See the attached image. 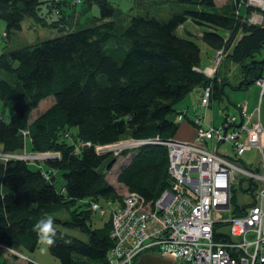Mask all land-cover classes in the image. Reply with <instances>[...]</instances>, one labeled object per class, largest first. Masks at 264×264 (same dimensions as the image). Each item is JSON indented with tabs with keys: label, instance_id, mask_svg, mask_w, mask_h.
<instances>
[{
	"label": "trees",
	"instance_id": "16d2710c",
	"mask_svg": "<svg viewBox=\"0 0 264 264\" xmlns=\"http://www.w3.org/2000/svg\"><path fill=\"white\" fill-rule=\"evenodd\" d=\"M173 1L177 8L162 19L147 11L126 18L110 0H83L78 15L93 7L99 11L82 23L83 28L13 49L0 42V100L13 102L8 122L0 112V152L19 153L27 148L59 154L42 165L47 179L41 169L22 160L0 161L3 264H19L15 263L19 259L25 260L22 264H38L16 254L21 248L36 249L39 240L32 225L42 213L59 210L69 218L51 217L57 237L48 246L49 253L60 264H106V253L113 246L110 216L102 226L94 227L93 215H102L92 213L90 202L110 201L114 206L121 201L107 179L113 156L97 154L93 146L79 152L74 147L82 142L110 145L124 138H174L182 99L205 86L211 88V101L223 93L224 79L218 82L217 75L208 78L197 71L202 54L199 41L214 50H230L227 59L242 72L237 86L227 81L233 89L254 83L264 73V55L256 58L264 53V26L246 21L254 10L244 5L246 0L220 7L215 0ZM62 3L0 0L4 37L9 39L19 31L26 18L41 27L64 28L75 21V10L66 14ZM43 4L47 10L41 13ZM178 29L183 36L177 34ZM47 97H52V104L32 117L34 108ZM172 113L176 115L173 120L168 118ZM121 156L129 160L115 180L126 191L153 201L169 188L165 146L147 143ZM254 190L250 187L247 192L254 196ZM242 208L236 204L233 210L239 214ZM59 226L77 229L87 240L66 234Z\"/></svg>",
	"mask_w": 264,
	"mask_h": 264
},
{
	"label": "built area",
	"instance_id": "2783aa9c",
	"mask_svg": "<svg viewBox=\"0 0 264 264\" xmlns=\"http://www.w3.org/2000/svg\"><path fill=\"white\" fill-rule=\"evenodd\" d=\"M244 5L256 11L247 22L264 26V0H246ZM223 52L224 48L216 49L211 65L198 67L197 71L208 78L217 75L226 54ZM255 83L260 87V103L264 96V73ZM210 102L211 88L205 86L201 89V110L191 119L195 127L192 141L156 137L116 142L114 148L90 142L75 145V152L93 146L97 154L114 155L147 143L161 144L167 150L170 186L159 197L146 201L138 193L126 191L114 206L108 201L113 246L106 253V264H136L145 253L170 255L177 264H264V127L259 120V108L247 113L240 105L237 123L234 117L226 116V122L217 127L205 123L204 111ZM179 113L177 120L182 121L186 110L180 109ZM224 143L231 146V154L218 150ZM252 148L259 153L258 167L240 163L244 153ZM21 153L0 152V161L22 160L41 169L48 178L42 165L28 162L29 154ZM58 156L42 152L31 157L43 164ZM233 184L247 194L250 187L255 188L254 196L248 203L238 204L243 207L241 213L234 212L225 219L222 212L232 209ZM99 204L91 201L90 210L102 215L106 208Z\"/></svg>",
	"mask_w": 264,
	"mask_h": 264
},
{
	"label": "rangeland",
	"instance_id": "374dc122",
	"mask_svg": "<svg viewBox=\"0 0 264 264\" xmlns=\"http://www.w3.org/2000/svg\"><path fill=\"white\" fill-rule=\"evenodd\" d=\"M51 1V0H47ZM52 1H61L65 2L62 3L63 10L65 11L66 14H70L72 10L74 9V19L75 21H70L69 24L64 25V28L60 27H41L38 25H34L32 20L29 18H26L22 21L21 23V29L19 31L11 33L9 36V39H6L3 36V30H4V25L3 22H0V42H5L7 47L9 49L16 48L20 45H26V44H33L38 41H43V40H48L52 39L64 34H67L69 32L75 31L79 28H83L85 21L88 20V17L91 16H97L99 15V11L97 7H93L91 11L88 9L86 12H84L82 15H78V10L83 8V0L80 2H75L76 0H52ZM116 7L121 9L123 12H125V16L127 18V15L129 14H136L138 12H149L151 15H155L159 18L162 19H167L170 13L177 8L176 4L174 3L173 0H110ZM227 2H234V0H215L216 5L222 6L226 4ZM76 3V4H75ZM47 10V7L45 4L41 5V13H44ZM181 10V9H180ZM256 11L252 10L250 14L255 13ZM238 13V11L236 12ZM240 13H244V6L241 8ZM249 14V15H250ZM248 15V16H249ZM247 21V20H246ZM187 27H190L191 24L187 23ZM192 27V26H191ZM194 28L192 27L191 30ZM177 34L180 36L182 35V30L178 29ZM240 34H237V37H240ZM236 37V38H237ZM198 45L200 46H205L203 45L200 41L198 42ZM1 51V50H0ZM230 50L229 49H224L223 54L226 52L225 57L221 59L220 62V67L221 68V74H225L227 77L224 78V82H222L224 85L222 88H224L223 93L220 94L221 97L213 99L211 103V107L207 111V118L211 119L213 123H211L214 126H221L223 118L225 116L227 117H234L235 122L237 123L240 119V105H244L245 102L249 104V109L247 108V113H250L253 111L254 105H258V99L255 101L250 97L248 99V92L242 89L235 90L233 89L230 85L227 84V80H229V84L236 85L238 82L236 80H241L242 79V72L240 71V66H235L236 68H233V64L231 61L227 59V54ZM264 53L262 52L261 54H258L256 56L257 59H261L263 57ZM220 70H218L219 73ZM218 75V74H217ZM248 87L255 88V83H251L247 85ZM195 90L192 91V94L189 97H192V99L195 98V93H193ZM238 95L243 96L242 99H238ZM53 102L52 97H47L45 99H42L38 106L34 108L32 111V117L39 115L42 113L46 108H48ZM263 103L260 102L258 108V114L262 123V126H264V99L262 100ZM12 101H1L0 100V112L2 114V119L5 122H8L11 114H12ZM176 115L174 113L170 114L168 118L171 120L175 119ZM209 121V120H208ZM74 131V130H73ZM131 142L130 139L124 138L119 140L117 143H129ZM116 143V144H117ZM115 144L107 145V147L114 148ZM102 146V145H101ZM210 147V146H209ZM127 150V149H126ZM219 151H224L226 153L231 154V146L228 143H224V145L220 146ZM114 151V150H113ZM125 150H121L117 155H114L113 152H110L113 156V158L116 159L115 163L112 164L110 169H107V179L116 187L117 192L119 195L122 196L126 192V188L124 186H121L116 183V174L123 166L126 164L129 160V156L122 157V153ZM20 153V152H19ZM22 153L29 154L30 157L37 155L36 152H31L25 148ZM21 153V154H22ZM28 155V157H29ZM26 157L28 162H34L36 165L39 163L40 165L42 164V161H37L33 157L28 158ZM243 160L247 163L250 164L252 163L253 166L258 167L259 165V153L256 149L252 148L249 151L245 152L243 155ZM38 164V165H39ZM232 195L234 197L233 203H232V209L229 211H224L222 212L223 218H230L232 215H234V208L236 204H244L248 203L251 200V195L250 193H244L241 192V189L238 184H233L232 187ZM99 205L102 206V208H106V211H103L104 213L102 214V217H98L96 212H93V214H96L97 216L91 219V223L93 224L94 227H100L103 225V223L108 220V217L110 215V209L107 206L108 201H99ZM51 217L59 218V219H68L69 216L66 211L64 210H59L56 212L51 213ZM61 231H63L66 234L75 236L79 239L82 240H87L86 235L83 233L79 232L77 229L74 228H67L64 226H59L58 227ZM19 252L23 253L26 257H28L31 261H34L38 264H60L59 260L55 257H53L48 250V246L44 245L40 242H38V245L36 249L33 252H30L24 248H21L18 250ZM0 255H2L0 253ZM20 261H25L22 259H19Z\"/></svg>",
	"mask_w": 264,
	"mask_h": 264
},
{
	"label": "crops",
	"instance_id": "0c3cea01",
	"mask_svg": "<svg viewBox=\"0 0 264 264\" xmlns=\"http://www.w3.org/2000/svg\"><path fill=\"white\" fill-rule=\"evenodd\" d=\"M219 6V5H217ZM188 22H186L187 24ZM185 24V25H186ZM238 38V37H237ZM201 63H200V69H202L203 67H207L209 65H211L212 63V59H213V55H214V49H211L209 48L208 46H201ZM233 68H236L235 66H237L236 64H233L232 65ZM219 73H217L218 75V79H220L221 81L226 78L227 76L225 74H221V68L219 69ZM229 81V80H227ZM236 82H238L236 85H233V86H237L240 81L239 80H236ZM255 88H252L251 86L248 87L247 85L243 86L242 88H238V89H235V90H239V89H242V90H245L247 91L248 93V99L250 97H252V99L255 101L256 99H258V105L255 106L252 108L253 110L259 106V95H260V87L255 83ZM195 91L193 93H195V98L192 99V97H189L191 93H189L184 99H182V101L178 104V107L179 109H184L186 110V117L179 122V126H178V130L176 132V136L174 138L176 139H179V140H183V141H192L194 140L195 138V127L194 125L192 124L191 122V119L193 117V115L200 109L199 107V101H200V95H201V88H196L194 89ZM224 90V88H222V91ZM243 96L241 95H238V99H242ZM211 103L212 101L210 102L209 106L206 108V110L204 111V115H205V123L206 125H212L211 123H213L211 121V119H208L207 118V111L209 110V108L211 107ZM261 103H263L261 101ZM243 107H245L246 111H247V108L249 109V104H247V102L244 103V105H241ZM209 120V121H208ZM259 120H260V117H259ZM260 123H261V120H260ZM262 125V123H261ZM264 127V126H263ZM19 252V251H18ZM20 254H16L17 256L19 257H24V258H28L26 257L25 255H23V253L19 252ZM3 256L0 255V264H3L4 260H3ZM15 263H19V264H22L21 261H15Z\"/></svg>",
	"mask_w": 264,
	"mask_h": 264
},
{
	"label": "clouds",
	"instance_id": "9594fccd",
	"mask_svg": "<svg viewBox=\"0 0 264 264\" xmlns=\"http://www.w3.org/2000/svg\"><path fill=\"white\" fill-rule=\"evenodd\" d=\"M31 231L36 234L39 242L44 245L51 247L56 243L57 230L53 219L47 212L42 213L32 225ZM65 243H71V241H65Z\"/></svg>",
	"mask_w": 264,
	"mask_h": 264
},
{
	"label": "water",
	"instance_id": "95a60500",
	"mask_svg": "<svg viewBox=\"0 0 264 264\" xmlns=\"http://www.w3.org/2000/svg\"><path fill=\"white\" fill-rule=\"evenodd\" d=\"M115 161V158L111 159L107 165V169H110ZM136 264H177V262L173 257L167 254L159 255L155 253H145L139 257Z\"/></svg>",
	"mask_w": 264,
	"mask_h": 264
},
{
	"label": "bare ground",
	"instance_id": "6f19581e",
	"mask_svg": "<svg viewBox=\"0 0 264 264\" xmlns=\"http://www.w3.org/2000/svg\"><path fill=\"white\" fill-rule=\"evenodd\" d=\"M220 81H221V80L218 79V82H220ZM240 163L243 164V165L246 164V162L243 160V157L240 159Z\"/></svg>",
	"mask_w": 264,
	"mask_h": 264
}]
</instances>
